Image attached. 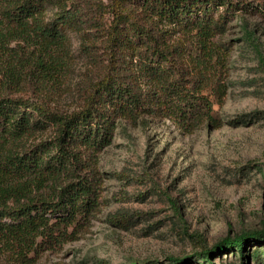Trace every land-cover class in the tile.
Segmentation results:
<instances>
[{"label":"trees","instance_id":"trees-1","mask_svg":"<svg viewBox=\"0 0 264 264\" xmlns=\"http://www.w3.org/2000/svg\"><path fill=\"white\" fill-rule=\"evenodd\" d=\"M108 1L0 0V252L17 259L61 248L97 217L100 154L123 123L218 127L227 83L215 37L243 14L264 20V0ZM71 33L88 67L75 85L78 105L66 110L52 96L75 62ZM109 221L127 226L129 218ZM263 239V230L228 236L199 258L215 264L214 254L233 248L245 256L247 243Z\"/></svg>","mask_w":264,"mask_h":264},{"label":"rangeland","instance_id":"rangeland-1","mask_svg":"<svg viewBox=\"0 0 264 264\" xmlns=\"http://www.w3.org/2000/svg\"><path fill=\"white\" fill-rule=\"evenodd\" d=\"M108 3V0H104ZM54 11L49 7L48 15ZM215 37L227 93L216 104L218 127L183 132L169 120L123 123L100 154L101 211L80 236L29 260L0 252V264H137L189 257L208 264L205 248L225 237L264 231V20L243 14ZM75 62L52 103L73 110L76 83L88 67L81 40L70 34ZM246 116L247 123H234ZM127 216V226L109 221ZM259 249L260 259L253 257ZM215 264H264V239L212 256Z\"/></svg>","mask_w":264,"mask_h":264}]
</instances>
